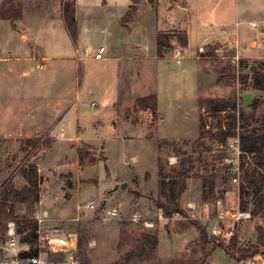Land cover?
<instances>
[{"label":"rangeland","instance_id":"1","mask_svg":"<svg viewBox=\"0 0 264 264\" xmlns=\"http://www.w3.org/2000/svg\"><path fill=\"white\" fill-rule=\"evenodd\" d=\"M19 1L22 11L42 17V36L38 34L42 48L32 51L42 55V62L28 64L24 80L15 79L11 86L37 90L42 87V98L33 96L19 105L31 109L26 127L41 117L46 126L37 137L2 144V153L8 152L9 156L0 159V187L10 184L20 188L23 181L19 170L24 165L34 163L41 169L39 202L31 214L17 205L16 218L36 220L38 215H46L41 226L42 236L48 239L43 243L44 250H74L78 233L85 232L88 264H112L128 249L134 236L143 232H157L159 240L154 258L144 264H168L169 260L190 264L195 258H203L204 264H237L220 247L227 246L229 240L214 238L215 242L204 248L192 243L198 236L192 225L198 222L189 218L186 205H207L214 218L213 204L201 201V178L210 174L217 177V184L221 176L226 177L228 196L223 198L235 207L236 195L238 202L242 179L238 176L239 184L232 183L237 155L230 146L215 148L209 137L214 132L213 120L199 109L198 100L234 92L240 99V109L249 110L252 101L259 99L257 114L264 111V93H252L248 86L225 79L229 65L247 62L239 72L250 77L255 62L264 61V0H240V17L234 21L231 17L228 24L216 22L215 15L234 13V0L227 5L224 0H180L185 10L175 5L169 10V0H159L156 11L141 4L130 27L121 21L129 0H69L76 4L73 36L66 31L61 14V4L66 0H42V8L38 7L39 0ZM180 20L178 25H170ZM236 22L241 23L237 33L232 27ZM180 25L190 30L188 48L177 63L173 54L181 49L177 42L182 35ZM223 28L230 30L228 36L221 34ZM211 29L223 40L203 44V37ZM158 35L165 37L164 57L173 54L156 62L155 70L144 59L152 56ZM173 36L172 41L168 39ZM252 42L255 48H251ZM99 47L105 53L102 60H95ZM215 49L222 52L216 53ZM77 52H86L82 60ZM109 55L115 59L106 61ZM197 67L198 76L194 73ZM221 76L224 79L220 80ZM152 93L159 97L157 113L137 110L136 100ZM174 100L180 101L175 104ZM54 105L69 106L68 115L60 118L58 110L52 111ZM259 130H264V124L259 125ZM28 140L35 144H27ZM171 141L178 146H169ZM179 148L192 155L194 170L179 203L183 215L165 218L155 206L159 200L157 163L160 161L169 174L178 166L179 153L175 150ZM170 158H175L173 165L169 164ZM90 201L94 209H84ZM78 205L82 209L77 214ZM113 209L119 218L108 220L106 213ZM134 215L137 221H133ZM146 221L153 225L145 227ZM9 223L16 228L17 243L27 238L28 231L18 229L13 220L6 222L5 233ZM255 226L263 229L252 217L234 226L236 247L256 245ZM6 236L0 237V245H5ZM206 236L207 240L212 238L208 233ZM258 248L259 254L242 264H264V247Z\"/></svg>","mask_w":264,"mask_h":264},{"label":"trees","instance_id":"2","mask_svg":"<svg viewBox=\"0 0 264 264\" xmlns=\"http://www.w3.org/2000/svg\"><path fill=\"white\" fill-rule=\"evenodd\" d=\"M144 0H129V5L124 16L121 18L123 25L130 23L138 10L139 5ZM148 4L155 8L158 0H147ZM61 14L70 35L75 33V2L63 1L61 4ZM22 16V4L19 0H2L0 4V19L9 21L13 26L14 22ZM163 36L158 35L156 39L157 55L164 58L162 50L166 47L162 41ZM169 39V38H168ZM177 42L184 47L186 40L183 35L178 36ZM236 67L238 68L236 70ZM247 67V62L240 60L236 65L226 67L228 83H238L248 86L252 90L264 93V61H256L255 69L250 77L247 74H240L239 71ZM239 73L236 75L235 72ZM221 79H224L220 78ZM261 101L254 99L249 105V110L240 109V99L234 92H229L219 98H205L198 100L199 109L203 110L212 118L213 133L209 137L222 146L229 139L237 140L238 148L241 152L239 156V171L242 182L238 188V208L241 211H248L252 218H258L264 215V130H259V125L264 124V111L258 115L257 109ZM136 109L148 111L151 115L157 113V98L151 94L136 100ZM223 115V116H222ZM202 125V122L200 123ZM27 144H35L28 140ZM166 142L165 144H167ZM175 148L178 146L174 142L168 143ZM179 162L176 168H172L169 174H166L160 161L157 163V178L159 181V200L155 204L165 218H171L173 215H183L180 208V200L186 192L187 180L194 170V162L191 154L182 151L179 148ZM81 155L78 154L80 159ZM81 160V159H80ZM79 160V161H80ZM21 177L25 180V185L16 189L13 185L4 184L0 187V237L5 235L6 222L13 220L22 231H28L26 239L20 243L30 246L29 252L25 255L36 256L38 253L45 252L49 260H61L63 253H50L37 247V230L38 224L34 218L17 219L15 209L17 205L25 207L27 213H32L35 205L39 202L41 177L37 165L29 163L24 165L20 170ZM215 175H206L201 178V201L202 203L213 204L217 199L223 198L226 193L227 178L220 177V183H216ZM246 197V198H245ZM192 227L197 231L198 236L192 242L200 248H204L209 243H214L212 237L207 240V229L194 223ZM16 229V228H15ZM256 245L251 248L236 247V237H232L227 246L220 247L224 253L233 259L237 264H242L244 260L259 254L258 247H264V230L255 226ZM17 233V232H16ZM217 240V239H216ZM158 234L139 233L131 240L128 249L112 264H144L154 258L158 246ZM76 254L80 264H88L86 250V233L80 231L76 241ZM263 256V255H262ZM178 260H169L168 264H178ZM190 264H204L203 258L190 260Z\"/></svg>","mask_w":264,"mask_h":264},{"label":"crops","instance_id":"3","mask_svg":"<svg viewBox=\"0 0 264 264\" xmlns=\"http://www.w3.org/2000/svg\"><path fill=\"white\" fill-rule=\"evenodd\" d=\"M229 1L231 0H224V2L223 1L222 2L225 5H227ZM234 1H235L234 2V13L230 12L226 14L215 15L216 22L221 21V22H224V24H228V22L232 21L230 20L231 17L233 18V21L238 20V18L240 17V12H239L240 0H234ZM141 4H147L148 7L156 11L157 7L159 6V0H158L157 7L155 8H152L148 4L147 0H144ZM141 4L139 5L138 9L140 8ZM41 5H42V0H39L38 7L42 8ZM173 5L180 7V8L182 6L180 0H169V10L173 7ZM182 8H184L185 10L186 7L184 4ZM75 9H76V4H75ZM131 22L127 24L126 27H130ZM181 22L182 21L180 20L178 22L171 23L170 25L172 24L178 25ZM187 30L188 31L190 30L189 26H187L186 30H183V28L181 30V34L185 37V40H186V45L184 47L180 45L181 55L188 48L187 46L189 42V36L187 34L188 33ZM211 30L209 32L207 31L206 35L203 37V42H204L203 44L207 42L223 40V36H221L220 33L216 34L214 32L215 30H212V31ZM158 33L159 32H157L156 35ZM176 33H179V31ZM38 34H41L42 36V17H39L38 15L37 16L29 15L27 11H24V9L22 11L21 18L15 21L13 26L10 24L9 21L0 19V159L3 158L4 156H6V158L9 156L8 152L6 154H3L4 152L2 151L3 150L2 144L15 141L16 139L22 138V137L29 138L32 135H35V137H37L39 134H42L41 132L42 126H46L44 125L45 123H42V117H41V119L38 122L31 124L29 127H26L24 123L26 121V116L28 115V111H31V109L30 108L25 109L24 107L19 105V103L21 102L30 101L33 96L34 97L39 96V98H42V87L38 88L37 90L36 88L33 89L30 86H26L22 88H15L11 86V82L15 79L24 80L25 69L27 68L28 64L35 63L37 61L42 62V55L35 54V52L32 53L34 49L36 51L37 48H42V40L38 39L39 38ZM173 38L175 37L174 36L170 37L169 40L172 41ZM254 46L256 47L257 45L255 42H252L251 48H255ZM2 50L6 51L4 52L5 55L1 54ZM104 53H105V50H104ZM172 54L173 53H169V54L167 53V56L165 58H159L157 55L156 37H155L153 54L152 56H149L148 58L144 57L145 58L144 60L149 61V63L153 65L156 70V62L166 59L168 56ZM247 58H254V57H247ZM258 58L259 57H257L256 59ZM104 59L106 61H110V60H114L115 58L109 55V56H106ZM195 60L197 61L196 56H195ZM194 73H197V76H198V67L194 70ZM252 93H256V91L253 90ZM155 95L157 98V111H158L159 97L157 96V94ZM179 101L180 100H174L173 103L176 104ZM39 109L41 112L42 105L38 107V110ZM56 110H58V113H60V118H64L65 116L68 115L70 108L69 106L59 107L57 105H54L52 108V111H56ZM49 117L50 115L48 116V118ZM76 120H77V115H76ZM15 127H18L17 131H15ZM11 129H13V131H11ZM170 140H173V139H170ZM36 165L39 166L38 164ZM40 171L41 169H38L39 175L41 177ZM21 179L23 183L20 188H22L25 185V180L22 177ZM20 188H16V189H20ZM227 196H228V193L226 192L224 197H227ZM235 198H236L235 201H236V206H237L238 202H237L236 195L234 199ZM257 219L259 221V224L262 225L263 230H264V215L261 217H258Z\"/></svg>","mask_w":264,"mask_h":264},{"label":"built area","instance_id":"4","mask_svg":"<svg viewBox=\"0 0 264 264\" xmlns=\"http://www.w3.org/2000/svg\"><path fill=\"white\" fill-rule=\"evenodd\" d=\"M241 25V23H234L233 28L236 29ZM252 27H256L254 23H250ZM237 33V32H236ZM222 35H229L230 30L227 28H223L221 30ZM232 46V43L230 44ZM231 46H228L232 49ZM200 52H203L202 48L198 49ZM216 53H221V49H215ZM79 59L82 60V54L85 55L86 52H77ZM104 54V48L99 47L94 54L95 60H102V55ZM177 58L175 59L177 63H179L181 59V53L176 52L175 54ZM181 55V56H180ZM165 58V57H164ZM235 57L232 60V63H235ZM237 66V65H236ZM215 148L221 149L226 147H232L233 151L236 153V163L233 166L232 172L234 173V177L232 178V183L238 185V176L240 175L239 171V156L241 154L237 140L229 139L225 145H221L219 143L214 144ZM175 163V158L169 159V164L173 165ZM86 210H93L94 203L90 201L89 204L83 207ZM80 207L79 205L76 206V210L79 213ZM213 210L215 213L214 218H212L209 214V208L207 205L197 206L196 203L189 202L186 205V211L190 219L197 221L201 225L205 226L207 229V233L209 237H213L215 239H222V240H230L232 237H236L234 226L240 223L247 222L251 219L250 212L248 211H241L239 210L238 206L233 207L232 204H229L225 201L224 198H219L213 203ZM108 216V220L118 219L119 213L117 210H111L106 213ZM107 218V217H106ZM158 218L161 219V213L158 214ZM46 219V215L44 214L43 217L38 215L36 222L38 224L37 230V247L39 249H45L44 241H46L47 237L42 236L41 226L44 224ZM76 219H79L77 216ZM133 221H137V215L133 216ZM229 224V225H227ZM145 227H150L153 225L152 222H143ZM7 240L5 241V245H0V264H80V260L76 254V250L66 251L63 252V258L61 260H49L46 256V253L42 251V253H38L36 256H28L25 255L29 252L30 246L28 244H20L15 241L16 230L14 228L13 223L8 224L7 232L5 233ZM48 240V239H47ZM50 253H57L54 249L46 250Z\"/></svg>","mask_w":264,"mask_h":264},{"label":"water","instance_id":"5","mask_svg":"<svg viewBox=\"0 0 264 264\" xmlns=\"http://www.w3.org/2000/svg\"><path fill=\"white\" fill-rule=\"evenodd\" d=\"M124 188H125V185H122V186H121V189H124Z\"/></svg>","mask_w":264,"mask_h":264}]
</instances>
